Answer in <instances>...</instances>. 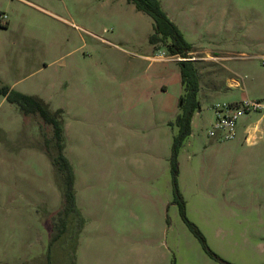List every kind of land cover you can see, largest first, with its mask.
Wrapping results in <instances>:
<instances>
[{
	"label": "rangeland",
	"instance_id": "obj_1",
	"mask_svg": "<svg viewBox=\"0 0 264 264\" xmlns=\"http://www.w3.org/2000/svg\"><path fill=\"white\" fill-rule=\"evenodd\" d=\"M160 2L193 46L182 57L205 65L177 173L181 55L150 41L149 14L128 0H0V85L59 110L83 218L49 247L62 194L42 120L1 95L0 264H46L48 248L52 264H264V130L208 134L216 101L264 98V0Z\"/></svg>",
	"mask_w": 264,
	"mask_h": 264
},
{
	"label": "trees",
	"instance_id": "obj_2",
	"mask_svg": "<svg viewBox=\"0 0 264 264\" xmlns=\"http://www.w3.org/2000/svg\"><path fill=\"white\" fill-rule=\"evenodd\" d=\"M128 1L133 3L137 9L149 14L153 19V31L149 36L150 41L166 44L172 55L180 54L181 56H187L186 53L193 50V46L180 34L176 24L162 7L160 0ZM193 60L196 59L185 58L178 61L181 68L180 73L183 93L180 99L181 108L180 111L177 112L175 119L178 131L174 134L172 143L171 169L173 173H177L176 156L178 149L182 145L184 138L191 131V116L194 110L199 106L197 91L200 73ZM1 95L4 96L7 101L17 104L23 114H37L42 120V123H40V130L44 136L42 147L53 165L62 194V205L54 214L52 221L54 229L49 239V247L51 248L54 241L58 239L65 230H68V233L72 231L73 234H76L83 222V218L75 206L73 166L64 153L65 138L62 116L59 110H51L41 97L35 94L14 90L6 84L0 85V96ZM46 125L50 126V134L44 129ZM176 200L179 203L180 213L188 223L190 229L209 253L214 256L215 253L208 248L206 239L200 229L187 219L184 212V200L178 192L176 194ZM50 248L47 250L48 259L46 264H52ZM71 260H73V257ZM225 263L231 264L229 262Z\"/></svg>",
	"mask_w": 264,
	"mask_h": 264
},
{
	"label": "built area",
	"instance_id": "obj_3",
	"mask_svg": "<svg viewBox=\"0 0 264 264\" xmlns=\"http://www.w3.org/2000/svg\"><path fill=\"white\" fill-rule=\"evenodd\" d=\"M159 56L163 55L159 53ZM176 58L180 60L186 57L177 56ZM213 109L215 117L208 129V134L230 139L236 135L240 116L251 112H264V98L245 97L237 102L217 101L213 104Z\"/></svg>",
	"mask_w": 264,
	"mask_h": 264
},
{
	"label": "crops",
	"instance_id": "obj_4",
	"mask_svg": "<svg viewBox=\"0 0 264 264\" xmlns=\"http://www.w3.org/2000/svg\"><path fill=\"white\" fill-rule=\"evenodd\" d=\"M196 51L203 52L202 49H197V48H196ZM200 59H202L203 61L213 60L215 59V56H212L211 53L209 52H205V55H202ZM204 68H205V65L201 68V71L200 69H198L199 72L204 71L205 70ZM227 81H228V86H239L240 84V81L237 78L232 77V76L228 77ZM245 97H250V96H248L247 94L241 95L238 93H234L233 91V94L230 95L229 98H227L228 100L224 99L222 101L237 102ZM250 98H256V97H250ZM242 116L239 117L238 122H237L236 135L230 139L236 138L242 132L245 140L249 142H255L258 139V137L263 133V130H264V112H261V114L254 117V120L248 117L242 118Z\"/></svg>",
	"mask_w": 264,
	"mask_h": 264
}]
</instances>
